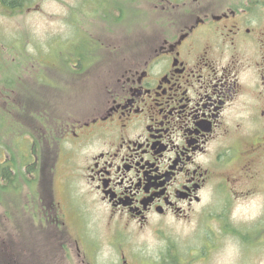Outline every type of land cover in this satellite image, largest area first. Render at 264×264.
Returning <instances> with one entry per match:
<instances>
[{
  "label": "flooded vegetation",
  "instance_id": "af4514ba",
  "mask_svg": "<svg viewBox=\"0 0 264 264\" xmlns=\"http://www.w3.org/2000/svg\"><path fill=\"white\" fill-rule=\"evenodd\" d=\"M142 1L0 0V11H64L72 36L55 48L62 67L53 63L58 74L48 80L78 99L56 116L52 102L38 99L50 86L36 79L22 110L42 128L40 147L83 153L74 169L111 222L163 235L212 193L264 190V0ZM53 168L41 169L33 197L36 232L15 245L6 236L1 263H98L87 219L71 194L58 197ZM71 211L80 215L76 234ZM116 261L131 264L125 253Z\"/></svg>",
  "mask_w": 264,
  "mask_h": 264
},
{
  "label": "rangeland",
  "instance_id": "374dc122",
  "mask_svg": "<svg viewBox=\"0 0 264 264\" xmlns=\"http://www.w3.org/2000/svg\"><path fill=\"white\" fill-rule=\"evenodd\" d=\"M45 4L61 11L66 9L54 2ZM141 6V10L145 9ZM145 19L140 16L141 24ZM69 24L64 11L60 16L0 11V163L10 161L13 175L16 174L14 180L0 177V254L5 252L6 236L15 245L24 234L36 232L37 226L31 220L33 197L37 195V186L42 185L41 169L48 173L54 167L52 184L58 197L71 194L75 210L82 209L87 219V233L98 244L97 264H119L116 260L121 259L123 253L131 264H264L263 189L246 196L241 194L238 198L212 193L206 198V207L203 205L204 208L202 206L188 221L168 225L163 235L151 228H118L102 208L87 197V182L74 169L83 159V153L76 155L65 150L57 156L52 148L40 147L38 138L42 128L22 110L27 98L23 95L29 93L30 88L38 89L33 86L36 79L45 82L50 87L41 86L39 89L44 90L45 95L38 99L45 104L52 102L56 116H60L66 101L78 99L63 97L58 93L59 88L48 80L50 75L58 74L53 63L62 67L54 52L55 48H65V41L72 36ZM41 42L40 50L36 46ZM38 61H45V65ZM27 68L31 76H26ZM23 78L29 80L28 91L22 86ZM42 153L45 155L43 162ZM68 217L72 224L70 232L76 234L80 231V215L71 211Z\"/></svg>",
  "mask_w": 264,
  "mask_h": 264
},
{
  "label": "trees",
  "instance_id": "16d2710c",
  "mask_svg": "<svg viewBox=\"0 0 264 264\" xmlns=\"http://www.w3.org/2000/svg\"><path fill=\"white\" fill-rule=\"evenodd\" d=\"M14 80H16L15 78H13ZM10 161L6 160V162L4 164L0 163V177L2 178H5V179H8V180H11L13 178L16 177L13 173V170H12V165L9 163ZM31 169V168H30ZM16 179V178H15ZM15 185V184H14Z\"/></svg>",
  "mask_w": 264,
  "mask_h": 264
}]
</instances>
